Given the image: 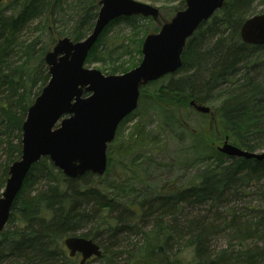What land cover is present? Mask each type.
Returning <instances> with one entry per match:
<instances>
[{
	"label": "trees",
	"instance_id": "trees-1",
	"mask_svg": "<svg viewBox=\"0 0 264 264\" xmlns=\"http://www.w3.org/2000/svg\"><path fill=\"white\" fill-rule=\"evenodd\" d=\"M99 1L5 0L0 4V144L7 157L0 190L9 166L21 156L27 109L49 79L45 52L60 38H85L95 24ZM256 1L262 9L255 13ZM181 4L174 14L183 9L184 0ZM262 13L264 0H226L187 40L181 67L150 92H144L145 86L140 89L139 99L145 98L147 108L162 117L156 136L164 128L187 132L182 111L195 101L210 107L217 128L232 144L249 152L264 151V46L247 45L239 36L242 23ZM129 19L135 17L111 23ZM108 26L85 63L99 58L97 47ZM142 41L141 36L137 44ZM136 65L111 66L108 71L121 74ZM208 130L207 125L196 134L188 132L193 141L207 147L204 158L213 159L215 165L197 170L186 183L174 179L156 190L148 189L139 201L128 198L136 194L129 183L139 178L113 158V148L107 152L103 176L87 172L70 179L48 157L41 158L27 174L11 208L8 229L0 234V263L79 264L78 256L69 257L63 240L81 236L103 250L102 257L85 264H264V209L231 205L250 195L247 188L264 180V160L227 157L207 143ZM145 138L143 127L137 125L129 144L147 146L155 155L157 145L144 143ZM203 208L204 214L185 219L186 211ZM217 236H225L228 246L215 251L209 243ZM132 237L139 239L132 242ZM248 241H254V246L249 247Z\"/></svg>",
	"mask_w": 264,
	"mask_h": 264
},
{
	"label": "water",
	"instance_id": "water-1",
	"mask_svg": "<svg viewBox=\"0 0 264 264\" xmlns=\"http://www.w3.org/2000/svg\"><path fill=\"white\" fill-rule=\"evenodd\" d=\"M225 2L184 0L183 9L165 19L158 8L136 0H100L95 24L85 38H60L45 52L49 79L28 107L21 127V156L9 166L0 196V234L27 174L41 158L48 157L70 179L87 172L103 176L107 147L122 120L137 109L140 88L181 67L187 40ZM133 16L150 18L159 26L158 32L145 36L140 63L121 74L104 75L86 68L85 60L105 27L121 17ZM239 36L247 45L264 46V13L248 17ZM189 106L197 113L211 114L206 105L190 101ZM217 150L231 158L264 160V151H246L230 143L228 137ZM63 244L69 257L80 255L79 264L101 257L91 239L68 236Z\"/></svg>",
	"mask_w": 264,
	"mask_h": 264
},
{
	"label": "rangeland",
	"instance_id": "rangeland-1",
	"mask_svg": "<svg viewBox=\"0 0 264 264\" xmlns=\"http://www.w3.org/2000/svg\"><path fill=\"white\" fill-rule=\"evenodd\" d=\"M145 4H149L159 9L163 17L170 19L177 8L182 7V0H136ZM257 2V1H256ZM262 9L261 3L257 2L255 13ZM160 13V14H161ZM135 19L120 20L111 23L101 37L97 52L100 54L98 59L90 60L84 66L89 69L99 70L104 75H109L108 67L120 66L129 68L131 65L138 64L140 55L137 53V44L139 38L143 39L147 34L156 33L159 26L156 25L150 18L134 16ZM37 24V21L35 22ZM145 31V34L144 32ZM142 44V43H141ZM141 48V45H139ZM10 56V55H9ZM102 57V58H101ZM9 61V60H8ZM11 62V61H9ZM8 63H6L7 65ZM119 74V73H116ZM164 78V77H163ZM161 78L155 83L148 84L143 89L144 92H150L156 86L164 84V79ZM37 89H35L36 91ZM2 103H4L2 101ZM145 98L139 99L138 107L128 117L123 119L119 124L114 141L108 145L107 151L113 148V158L116 161H122L127 169H132L136 172L139 181L129 183L136 194L129 195L130 201H139L150 190H156L166 182L179 179L180 183H186L197 170L213 167L215 164L213 159L204 158L207 154V147L202 143L198 144L192 140L189 132L196 134L201 127L208 125L206 134L207 143L214 148L222 145L224 135L217 128L216 122L213 120V114L203 116L196 113L192 108L182 111V118L187 128V132L164 128L159 136H156L158 125L162 123V117L146 106ZM152 112V113H151ZM172 114V112L168 113ZM158 115V116H157ZM167 118H171L166 116ZM163 116V119L166 118ZM213 120V121H212ZM143 127V135L146 136L144 143H155L157 148L155 155L147 151V146L130 145L129 135L135 130V127ZM189 131V132H188ZM15 135H12L14 142ZM219 135V136H218ZM222 135V136H221ZM0 135V140H1ZM230 142V141H229ZM231 143V142H230ZM202 157V159H201ZM7 157L4 153V145L0 144V174L5 165ZM227 163L228 160L224 159ZM115 166V163H114ZM118 166V165H117ZM116 167V166H115ZM114 186V185H113ZM112 186V187H113ZM147 186L149 188L144 187ZM264 190V180L258 185L251 186L246 189L250 194L247 197H242L233 200L231 205L237 209L242 207L254 208L255 210L264 209V196L260 195ZM3 189L0 190L2 193ZM205 208L199 210H188L185 219H189L191 215L204 214ZM8 229V227H5ZM139 237H132V242L138 241ZM225 236L213 237L210 239V248L218 251L228 246ZM124 244V243H123ZM254 241H248V246L253 247ZM259 246L260 243L258 244ZM4 263V262H3ZM0 263V264H3ZM92 264V262H90Z\"/></svg>",
	"mask_w": 264,
	"mask_h": 264
},
{
	"label": "bare ground",
	"instance_id": "bare-ground-1",
	"mask_svg": "<svg viewBox=\"0 0 264 264\" xmlns=\"http://www.w3.org/2000/svg\"><path fill=\"white\" fill-rule=\"evenodd\" d=\"M23 186V185H22ZM22 189V188H21ZM81 237V236H80ZM98 245V244H97ZM98 247H99V249H100V252H101V257H102V255H103V250H102V248L98 245ZM100 258V257H99Z\"/></svg>",
	"mask_w": 264,
	"mask_h": 264
},
{
	"label": "flooded vegetation",
	"instance_id": "flooded-vegetation-1",
	"mask_svg": "<svg viewBox=\"0 0 264 264\" xmlns=\"http://www.w3.org/2000/svg\"><path fill=\"white\" fill-rule=\"evenodd\" d=\"M64 248H65V247H64ZM65 250H66V252H68L66 248H65ZM78 259H80V256H78ZM91 259H92V258H91Z\"/></svg>",
	"mask_w": 264,
	"mask_h": 264
}]
</instances>
